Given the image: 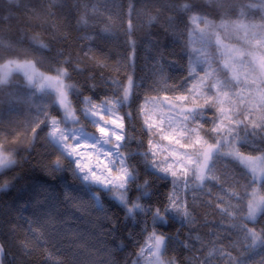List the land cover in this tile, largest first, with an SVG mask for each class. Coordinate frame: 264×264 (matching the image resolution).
I'll return each mask as SVG.
<instances>
[{"label": "snow or ice", "instance_id": "snow-or-ice-1", "mask_svg": "<svg viewBox=\"0 0 264 264\" xmlns=\"http://www.w3.org/2000/svg\"><path fill=\"white\" fill-rule=\"evenodd\" d=\"M52 2L55 6V0ZM156 3L160 5L161 15L164 12L175 13V16L165 17L168 29H176L181 24L188 29L184 49L189 57L188 75L177 77V83L163 89L146 84L143 79L136 80L129 74L126 84L118 79L104 81L113 86V96L101 100L99 106L92 102L91 97H84L83 103L87 107L74 110L69 95L79 97L82 93L76 85L64 83V78L71 79L69 68L73 72L83 69L78 64H73L71 54L61 60L65 56L63 51H56L54 46L49 49V44L41 43L38 38L33 37L29 41L33 49L39 53L48 50L51 61L66 65L55 69V77L36 73L30 61L18 63L14 59H8L6 63L0 64V90L21 88V84L13 79V74L23 72L32 92L44 91L50 99V104L39 105L34 109L35 115L26 120L25 132H31L27 145H14L9 141L0 121V177H6L0 180V200L11 197V207L20 213L15 217L17 224L8 229L11 239H16L18 228H24L25 238L32 237L37 245L43 243L55 247V244L69 241L68 246L63 249L66 258L55 259V264H79L78 253L84 249L76 246L78 240L85 241L93 248H99L101 241L108 237H111L110 243L113 245H117L121 238L131 240L133 232L128 227L129 220L135 222L134 227L140 228L142 234H147L144 241L146 247H140V255L145 251L150 253L153 256L152 264H165L161 255L173 242L192 251L201 238L192 235L197 229L191 227L195 221L194 205L186 202L187 194L194 193L197 189L204 192L205 186L209 184L218 187L229 200H225V195H216L214 200L217 203L213 204V200L205 201L221 216V221L206 220L205 226L214 223L217 228L226 229L223 239L229 240L230 233L236 229L245 243L243 250L235 257L223 247H215L204 256L200 264H211L214 255L227 258L228 264H248L256 249L264 251V227L257 229L249 227L247 223H256L257 217L264 216V194H259L255 187L259 181L260 188L264 189V55L256 56L253 52L229 47L222 43L220 35L215 31H244L246 36L250 35L253 39L258 36L255 43L251 39L247 43L264 53V15L261 16L260 24H245L240 21L225 23L223 20L216 24L198 11L202 9V5L197 0H156ZM217 3L225 15L235 13L237 9L240 17H246L251 9L264 11V0L247 4L243 0H239V3L217 0ZM5 4L19 6L21 0H0V25L15 19L11 8L5 14ZM29 4L30 0H26V11L31 10ZM133 12L134 8L130 3L129 17ZM48 15L54 13L48 12ZM72 15L69 11L68 16ZM154 20L155 16H148L147 22L151 24ZM82 23L86 21H77L78 25ZM64 26L70 27V21H66L62 27ZM168 29H165L166 33ZM132 30L130 18L125 34L131 36ZM108 31L105 28L95 37H78L89 41V45H85L87 51L84 55L87 57L88 53H92L93 63L100 68L106 67V64H100L96 60V52L90 45L99 47L97 42L105 39L102 33ZM172 35L177 33L173 31ZM213 37L215 47L223 58L215 68L211 54L205 51L213 45ZM64 39L67 40V37ZM126 43L131 49L127 57L129 66H134L135 41L129 39ZM197 44L200 47H196ZM0 47L13 50L11 41L5 39L2 33ZM37 62L40 61L37 59ZM167 62L176 64V61ZM197 64L206 66L204 75L197 72L194 66ZM257 71L261 74L260 85L257 86L259 90L252 96L251 107L240 108L239 104L244 103L243 90H231L240 85L245 88L255 85L256 81H249V76ZM90 78L95 79V76ZM209 79L211 82H208ZM92 88L95 89V85ZM144 88L158 94L160 91L166 93L162 98L159 95L143 97L145 103L140 105L137 115L143 117L142 135L148 136L146 144L136 134L135 126L124 122L125 117L132 120L131 112L115 116V113L139 99V90ZM93 94L98 95V92L94 90ZM232 95L240 97L239 104H234ZM201 99L203 103L199 102ZM225 103L233 106L226 109L223 106ZM148 104H151V108L146 111ZM77 111H82L87 125L81 123L76 115ZM53 112L56 114H52ZM149 112L156 113L158 118L153 119ZM88 125L94 130L89 131ZM41 132L44 133L43 136ZM132 143L136 144V149L130 147ZM38 144L42 145L43 152L37 151ZM241 149H250L260 155H245ZM21 150L24 155H19ZM33 150L36 152L35 157L30 155ZM53 154H56V158L46 162L44 157ZM221 159H229L243 166L244 179L248 181L243 187L252 188L251 198L246 199L249 196L247 191L238 193L225 187L228 179H221L216 174L217 162ZM26 162L31 171L21 175ZM231 180L233 184H239L235 174ZM166 188L168 191H162ZM181 192L185 195H181ZM205 194L210 197L213 195L210 188ZM196 199L198 197L193 195L192 200ZM231 199H236L239 203L232 204ZM19 200H24V203L18 204ZM30 211V216L23 215ZM120 212L124 213L123 225ZM137 216L140 217L139 220L136 219ZM85 217L91 225L89 232L94 235V241H86L87 233L80 232L79 227H69L72 221ZM223 219L236 223L225 225L222 223ZM173 222L180 225L176 233L161 230L174 227ZM185 227L188 228V233L185 240H181V230ZM209 234L213 237L220 235L216 230ZM214 243L220 244L222 241L218 239ZM19 247L25 255L31 254L32 250L23 242ZM123 247H127V244ZM202 247L207 245L202 244ZM230 247L233 251L236 250L234 244ZM99 250L104 251L103 248ZM60 251L55 249L56 257L60 255ZM5 254V244L0 243V264H4ZM48 258L53 259V253H49ZM98 264L105 262L101 260ZM112 264H116V261H112ZM132 264H138V259L132 261ZM167 264L181 262L170 258ZM260 264H264V259Z\"/></svg>", "mask_w": 264, "mask_h": 264}, {"label": "trees", "instance_id": "trees-1", "mask_svg": "<svg viewBox=\"0 0 264 264\" xmlns=\"http://www.w3.org/2000/svg\"><path fill=\"white\" fill-rule=\"evenodd\" d=\"M202 5V9L198 10L207 17V19L213 21L216 24H220L223 20L225 23L231 21H240L245 24L251 22L254 24L261 23V16L264 15V11L260 9H251L246 17L239 16V9L235 13L230 12L228 15L224 14V11L219 7L217 0H197ZM239 3V0H229V3ZM256 0H243V3H254ZM132 4L134 12L131 17L128 15L129 4ZM26 0H21L19 6L16 5H4L5 14L8 8H11L15 19L9 23L0 25V33H2L5 39L10 40L13 50H9L5 47H0V62H6L8 59L23 60L31 58L34 60L36 66L45 72H55L57 67H66L63 64H55L48 58V50L43 53L37 52L30 46L29 41L33 37L38 38L41 43L49 44V49L55 47L56 51H63V60L69 57L71 54L73 64H78L83 71L73 72L69 68L71 79H66L69 84H74L81 91L82 95L79 97L69 95L72 102L73 109L81 108L82 99L84 97H91L92 101L100 102L105 98H111L113 92L111 91L112 85L105 84V80L118 79L123 83H127V75H133L136 80L143 79L146 84H151L153 87H159L160 89L177 83V77H184L188 75V60L189 57L185 52V44L188 39V29L181 24L176 29H168V25L165 23L166 16H175V13L162 11L159 3L156 0H55V6L52 0H30L28 7L29 11L25 10ZM69 11L72 12V17L68 16ZM48 12L54 13V15H48ZM148 16H155L151 24H149ZM131 18L133 24V30L131 36L126 35L128 21ZM83 19L86 23L77 24L78 20ZM66 21H70V27L62 25ZM108 28V32L102 33L105 39L98 41L99 47L96 45H90L96 52V60L100 64H106V67L100 68L93 63L92 53H88L85 57L84 52L87 51L85 45H89V41L86 39H78V37L93 36L101 32V29ZM17 29H20L18 32ZM165 29H168L167 33ZM175 31L177 35H172ZM220 35L222 42L229 45L244 46L241 36L236 34V31H224L222 29H215ZM258 31V29H257ZM67 37V40L64 39ZM134 40L136 44L135 48V61L134 66H129L127 60L131 49L128 47L126 41ZM214 40V37H213ZM158 42V43H153ZM200 47L199 44L195 45ZM101 49L103 50L101 52ZM210 53L213 60V68L217 67L219 63V54L216 51V47L213 44L205 49ZM27 52V55H25ZM170 53H175L171 55ZM163 54V58H162ZM37 59L40 61L37 62ZM167 61H176L173 65ZM197 72L201 75L206 67L203 64L195 65ZM223 78V73L220 74ZM95 76V79L90 77ZM103 77V79L101 78ZM13 79L21 84L19 89H2L0 90V121L2 126L6 130L4 135L8 140L15 144L27 145L31 139V132H25L26 120L35 115L34 109L42 104H50L48 94L44 91L32 92L30 86L21 73H14ZM95 85V89L92 86ZM98 92V95H94L93 91ZM16 93V95H13ZM166 93L160 91L159 94L152 91L149 88L139 90V99H137L130 106H126L120 111L124 116L125 112H131L133 118L131 121L125 117V124H132L135 126L136 134L141 139L147 142L148 136L142 135L143 117L137 115L140 110V105L144 104L143 97L150 96L163 97ZM171 96V93H167ZM199 102L203 103V99ZM52 114H56L53 112ZM80 118V111L76 112ZM211 114V113H209ZM62 115V112H61ZM81 123L82 119H81ZM84 124V123H83ZM11 130L10 132L7 130ZM90 129V128H88ZM46 131V130H45ZM44 135L43 132L40 133ZM26 137V138H25ZM132 149H136V144L130 145ZM37 151L43 152L42 145H37ZM245 155L258 156L260 153L251 152L250 149H241ZM23 150L19 155H24ZM35 157L36 152L30 154ZM56 158V154L51 156H45L46 162H50ZM137 159H140L139 157ZM216 174L221 179H228V183L225 187L229 191H236L243 193L247 191L251 198L252 188L245 189V185L248 181L244 179L245 169L241 164L229 159H221L217 162ZM31 171L30 165L26 162L21 175ZM143 174V169H141ZM235 174L239 179V184H233L231 177ZM6 177H0V180ZM71 179V177H69ZM250 179V178H249ZM256 187V185H255ZM212 190L213 195L207 196L205 193L208 189ZM259 192L264 194V189L260 188ZM162 191H168V189H162ZM181 195L185 193L181 192ZM198 197L195 201L192 200V196ZM216 195H225L214 184L205 186V191L201 192L197 189L194 193L187 194V203L194 205L193 216L195 217L194 224L191 227H195L197 231L192 235L200 236V241L196 242L192 251L185 250L181 245L173 242L169 245L168 250L161 255L162 260L167 263L168 259L176 258L181 264H200L204 256L208 252L213 251L215 247H223L225 251H230L233 257L237 256L240 251L243 250V244L245 243L238 230L233 229L230 233L231 239H223L226 229L217 228L214 223H209L205 226V221H221V216L215 211L214 207H209L205 201L213 200V204L217 203L214 200ZM11 197H5L0 200V243L5 244L6 254L4 258V264H55V259H65L66 253L63 249L68 246L69 241L65 240L63 244H36V241L32 237L25 238V229L18 228L16 239H11V234L8 229L11 225L17 224V219L20 213L11 207ZM225 200L228 201L229 197L225 195ZM146 202V201H145ZM232 204H238L239 201L231 199ZM18 204H23L24 200L17 201ZM226 205H221L224 207ZM11 209V210H10ZM32 213H23L25 216H30ZM123 212L119 213L121 218V224L123 225ZM140 219L139 216L136 218ZM20 223H23L20 221ZM128 227L132 229L133 235L131 240H123L122 238L117 241V245L110 243L111 237L105 238L101 241L99 248H93L85 241H76L77 247H82L84 250L78 253L79 264H98L103 260L105 264H112V261H116V264H132V261L138 258L140 247L145 246L144 241L147 234L141 233L140 228L134 227V221L129 220ZM174 227L161 229L169 233H176L180 228L178 222H173ZM222 223L230 225L236 223L229 219H223ZM249 227H264V216L257 217V222H247ZM69 227H79V231L87 233L85 240L94 241L95 237L89 232L91 225L88 222L87 217L82 220H74L69 224ZM150 230V229H149ZM212 230H216L220 233L219 236L213 237L209 233ZM127 229H125V233ZM188 228L185 227L181 230L180 239L185 240ZM221 240L222 243L215 244L214 241ZM23 242L31 249L30 255H25L24 251L19 247ZM127 244V247H123ZM207 245V247H202ZM235 245L236 250L233 251L230 245ZM103 248L104 251L99 249ZM55 249H60V255L55 256ZM198 249V250H197ZM47 250V251H46ZM53 253L54 258L49 259L48 254ZM193 257L198 259L194 260ZM264 259V251L256 249L248 261V264H260V261ZM211 264H228L227 258H219L214 255Z\"/></svg>", "mask_w": 264, "mask_h": 264}, {"label": "rangeland", "instance_id": "rangeland-1", "mask_svg": "<svg viewBox=\"0 0 264 264\" xmlns=\"http://www.w3.org/2000/svg\"><path fill=\"white\" fill-rule=\"evenodd\" d=\"M201 26H203V25H201ZM236 34L238 35V36H241V38L243 39V41H244V43L246 44V47H244V46H236V45H229V44H227V43H224V42H222L223 44H226V45H228L229 47H235V48H240L241 50H243V51H245V52H253L256 56H260V55H264V53H261L260 51H259V49H254V48H252L248 43H247V40H249V39H251L252 41H253V43H255V39H259V37L257 36L255 39H253L250 35H248V36H246V33L244 32V31H239V32H236ZM215 37H214V40H213V44L215 45ZM216 51H217V53L219 54V58H220V60H219V62L220 61H222V57L220 56V52L216 49ZM18 63H24V62H28V61H30V62H32L33 63V65H34V70H35V72L36 73H38V74H40V75H42V76H45V77H55L56 75H57V73H56V71L55 72H52V73H49V72H45V71H43L42 69H39L37 66H36V64H35V62H34V60L33 59H31V58H27V59H23V60H16ZM7 62V61H6ZM6 62H0V64H3V63H6ZM195 66V65H194ZM21 74H22V76L24 77V73L23 72H20ZM201 75H204V71L201 73ZM260 73H259V71H257V72H255V73H251L250 74V76H249V81H252L253 79L256 81V84L255 85H252L251 87H248V88H245L243 85H240V86H238V88H234V89H232L231 91H233V92H235V91H238V90H243V96H244V103L243 104H239V101H240V97H238V96H235V95H232L231 96V100L234 102V104H239V107L240 108H243V107H245V106H248V107H251V104H250V101L252 100V96L259 90L258 89V87L257 86H259L260 85ZM24 79L26 80V77H24ZM26 82H27V80H26ZM208 82H211V79H209V81ZM64 83H66V84H69L68 82H66V79L64 78ZM54 98V97H53ZM84 99V98H83ZM83 99H82V104H81V110L82 109H84L85 107H87L84 103H83ZM69 100H70V98H69ZM94 104H96L97 106H99V103L100 102H94V101H92ZM226 109L227 108H230V107H232L233 105H230V104H228V103H225L224 105H223ZM148 108H151V104H148V105H146V108H145V110L147 111V109ZM80 113H81V116H80V120L82 119V122L84 123V124H86L87 125V121H85L84 119H83V115H82V111H80ZM77 115V114H76ZM106 115V114H105ZM115 116H122L121 115V113H120V111L119 112H117V113H115ZM149 116H151L153 119H157L158 118V116L156 115V113H154V112H149ZM82 123V124H83ZM88 128H90V129H88L89 131H93L94 129L92 128V126L91 125H88ZM164 147H166V144L164 145ZM166 154V153H165ZM256 189L258 190V192H259V181L257 182V185H256ZM259 194H262V193H260L259 192ZM150 243V242H149ZM146 247V246H145ZM138 264H152V262H153V256L150 254V253H148L147 251H145L144 253H143V255H140V252H139V255H138ZM136 259V260H137ZM161 260H162V257H161ZM165 264H167V263H165Z\"/></svg>", "mask_w": 264, "mask_h": 264}]
</instances>
